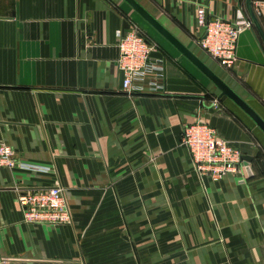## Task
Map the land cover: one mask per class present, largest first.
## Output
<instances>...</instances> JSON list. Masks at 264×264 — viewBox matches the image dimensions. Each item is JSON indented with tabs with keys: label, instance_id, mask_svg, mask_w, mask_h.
Segmentation results:
<instances>
[{
	"label": "crops",
	"instance_id": "crops-1",
	"mask_svg": "<svg viewBox=\"0 0 264 264\" xmlns=\"http://www.w3.org/2000/svg\"><path fill=\"white\" fill-rule=\"evenodd\" d=\"M135 1L264 120L256 26L231 68L199 46L198 7L252 21L246 0ZM136 28L165 61L156 95L122 91L116 34ZM220 95L125 0H0V141L19 161L0 168V264H264V132ZM197 122L241 151L244 172L202 187L182 141ZM58 182L73 225H25L17 190Z\"/></svg>",
	"mask_w": 264,
	"mask_h": 264
},
{
	"label": "built area",
	"instance_id": "built-area-1",
	"mask_svg": "<svg viewBox=\"0 0 264 264\" xmlns=\"http://www.w3.org/2000/svg\"><path fill=\"white\" fill-rule=\"evenodd\" d=\"M255 12L261 14L260 6ZM198 26L204 29L199 46L225 68H231L238 60L237 48L241 33L252 26V21L241 19L231 22L225 19H208L206 7L197 8ZM116 61L122 73V91L128 95H156L164 90L165 61L153 57L157 45L137 28L130 32L118 31ZM219 100L211 105L219 107ZM183 144L191 155L193 169L202 187L206 180L221 181L229 174L245 171L241 151L221 138L216 130L204 122L188 125L184 129ZM18 159L14 149L0 141V168L16 169ZM17 202L25 225L64 226L73 225V215L61 183L39 189L17 190ZM2 264H6L3 261Z\"/></svg>",
	"mask_w": 264,
	"mask_h": 264
},
{
	"label": "water",
	"instance_id": "water-1",
	"mask_svg": "<svg viewBox=\"0 0 264 264\" xmlns=\"http://www.w3.org/2000/svg\"><path fill=\"white\" fill-rule=\"evenodd\" d=\"M128 2L142 17H144L157 31H159L172 45H174L185 57H187L200 71H202L221 91L220 98L226 96L234 101L246 114L264 132V120L247 104L245 103L232 89H230L209 67L202 62L188 48L182 45L175 37H173L159 22H157L150 14H148L135 0H125ZM246 8L249 13L252 23L256 26L260 34L261 31L258 18L253 9V0H246Z\"/></svg>",
	"mask_w": 264,
	"mask_h": 264
}]
</instances>
